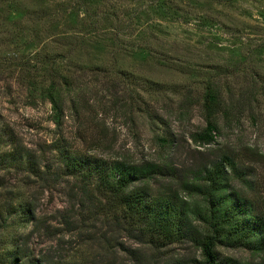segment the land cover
I'll return each mask as SVG.
<instances>
[{
    "label": "rangeland",
    "instance_id": "374dc122",
    "mask_svg": "<svg viewBox=\"0 0 264 264\" xmlns=\"http://www.w3.org/2000/svg\"><path fill=\"white\" fill-rule=\"evenodd\" d=\"M209 84L228 118L200 146L191 135L205 127ZM59 150L166 163L174 175L151 181L152 196L226 156L246 182L231 188L264 212V0H0V264L17 245L46 264L200 260L188 242L142 245L104 208L98 180L69 175ZM217 253L222 264H264L241 248Z\"/></svg>",
    "mask_w": 264,
    "mask_h": 264
},
{
    "label": "trees",
    "instance_id": "16d2710c",
    "mask_svg": "<svg viewBox=\"0 0 264 264\" xmlns=\"http://www.w3.org/2000/svg\"><path fill=\"white\" fill-rule=\"evenodd\" d=\"M61 79L66 87L70 86L64 77ZM58 86L51 81L44 90L55 117L60 112L56 98ZM228 111L220 90L213 84L207 85L202 102L205 127L191 135L192 141L200 146L214 143L219 131L218 119L221 115L227 119ZM162 142L168 147L174 144L167 139ZM60 154L69 175L77 176L87 184L98 180L105 199L104 208L116 217L118 225L124 224L128 233L133 232L149 249L161 250L188 242L200 253V260H192L191 264H222L217 253L219 246L241 248L252 255L264 254V212L257 211L231 188L232 180L246 182L229 157L224 156L210 166L195 170L190 177L180 176L174 184L168 185L166 191L152 196L148 191L151 181L167 173L174 175L166 163H105L72 157L64 151ZM24 155L22 152L18 154ZM33 215L30 204L23 216L28 220ZM6 255V261H2L4 264L7 261L9 264H46L33 257L26 245H17ZM157 261L161 264L158 257L148 259L147 263L157 264ZM224 263L236 262L226 259ZM174 264L188 262L181 260Z\"/></svg>",
    "mask_w": 264,
    "mask_h": 264
}]
</instances>
